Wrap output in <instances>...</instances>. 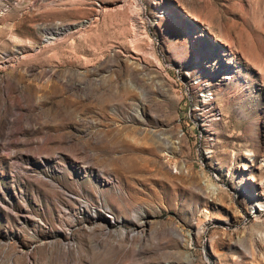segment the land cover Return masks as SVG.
Instances as JSON below:
<instances>
[{"label":"rangeland","instance_id":"374dc122","mask_svg":"<svg viewBox=\"0 0 264 264\" xmlns=\"http://www.w3.org/2000/svg\"><path fill=\"white\" fill-rule=\"evenodd\" d=\"M0 264H264V0H0Z\"/></svg>","mask_w":264,"mask_h":264},{"label":"bare ground","instance_id":"6f19581e","mask_svg":"<svg viewBox=\"0 0 264 264\" xmlns=\"http://www.w3.org/2000/svg\"><path fill=\"white\" fill-rule=\"evenodd\" d=\"M133 28H134V30H135V24H134V23H133ZM59 34H62V33H59ZM59 34H55V35H59ZM57 37H58V36H57ZM50 39H51V40H54V39H56V38H55V36H52V37H50ZM260 211H261V210H260ZM257 224L260 225V227H263V226H262L263 224H260V223H257Z\"/></svg>","mask_w":264,"mask_h":264}]
</instances>
